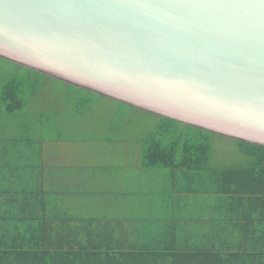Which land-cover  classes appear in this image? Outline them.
Here are the masks:
<instances>
[{"label":"water","instance_id":"95a60500","mask_svg":"<svg viewBox=\"0 0 264 264\" xmlns=\"http://www.w3.org/2000/svg\"><path fill=\"white\" fill-rule=\"evenodd\" d=\"M0 57L264 145V0H0Z\"/></svg>","mask_w":264,"mask_h":264},{"label":"crops","instance_id":"0c3cea01","mask_svg":"<svg viewBox=\"0 0 264 264\" xmlns=\"http://www.w3.org/2000/svg\"><path fill=\"white\" fill-rule=\"evenodd\" d=\"M22 116L0 109V264H264V226L198 176Z\"/></svg>","mask_w":264,"mask_h":264},{"label":"trees","instance_id":"16d2710c","mask_svg":"<svg viewBox=\"0 0 264 264\" xmlns=\"http://www.w3.org/2000/svg\"><path fill=\"white\" fill-rule=\"evenodd\" d=\"M0 58L12 65L15 64L17 68L21 69L19 72L22 75L20 77H8L9 79L4 81L3 87L0 89V105L4 104V109L1 106L0 109L6 113H18L24 110L22 94L27 86L34 89L32 91L36 93L44 85L46 79L60 81L26 68L22 64L3 57ZM70 86L75 88L78 94L88 93L114 100L83 88ZM114 101L119 103L125 112L115 116L116 121H123L120 124L116 122L117 125L113 126V131L118 133L124 131L125 120L133 119L136 115L134 111L139 110V108L117 100ZM85 103L89 104V101L86 100ZM152 115L156 114L152 113ZM157 116L162 121L158 126L157 133L148 135L137 143L133 142L138 145L144 165L150 168L182 170L189 175L198 176L202 182H205L204 184H209L217 193L236 202L239 205L236 207H240L241 212L253 219L249 223L255 222L264 226V145L260 146L236 140L239 143V151L249 157V162L215 168L209 163L212 159L213 148L211 136L216 135V133L198 128V126H190L176 120ZM185 128L197 130L200 136L193 140L192 135ZM102 141L117 142L112 139ZM122 142H131V140H123Z\"/></svg>","mask_w":264,"mask_h":264},{"label":"rangeland","instance_id":"374dc122","mask_svg":"<svg viewBox=\"0 0 264 264\" xmlns=\"http://www.w3.org/2000/svg\"><path fill=\"white\" fill-rule=\"evenodd\" d=\"M20 70L15 64L12 65L0 58V89L4 81L9 79L8 77H20ZM32 90L34 89L27 86L22 94L24 110L19 113L27 114V116L10 121L21 125L29 121L32 129L36 128L31 133L34 139L42 137L47 143L81 140L99 142L112 139L117 141L110 148L114 156L122 152L124 148L126 153L130 152L132 156H135L134 161H140L139 148L135 143L148 135L156 134L162 122L157 115L137 109L134 111L136 115L133 119L125 120L124 131L116 133L113 131V126L123 121H116L115 116L124 112V108L122 109L116 101L88 93L78 94L72 86L50 78L46 79L36 93ZM86 100L89 104L85 103ZM0 106L3 108L4 104ZM185 129L192 135L193 140L200 136L195 129ZM22 135L28 136L26 132ZM123 140H131V142H122ZM211 143L213 148L209 165L212 167L240 165L250 160L239 151V143L234 139L216 134L211 136ZM94 148L101 150L99 145H94ZM107 150H109L108 147Z\"/></svg>","mask_w":264,"mask_h":264}]
</instances>
